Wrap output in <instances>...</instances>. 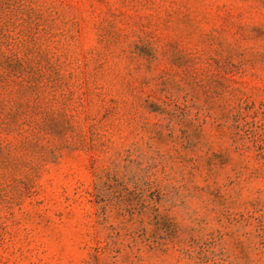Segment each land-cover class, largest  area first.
I'll list each match as a JSON object with an SVG mask.
<instances>
[{
	"label": "rangeland",
	"instance_id": "obj_1",
	"mask_svg": "<svg viewBox=\"0 0 264 264\" xmlns=\"http://www.w3.org/2000/svg\"><path fill=\"white\" fill-rule=\"evenodd\" d=\"M0 264H264V0H0Z\"/></svg>",
	"mask_w": 264,
	"mask_h": 264
}]
</instances>
